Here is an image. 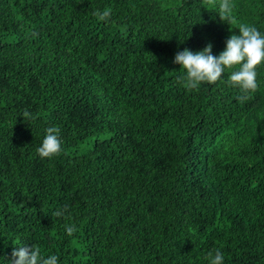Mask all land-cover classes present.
I'll return each mask as SVG.
<instances>
[{"label": "trees", "instance_id": "obj_1", "mask_svg": "<svg viewBox=\"0 0 264 264\" xmlns=\"http://www.w3.org/2000/svg\"><path fill=\"white\" fill-rule=\"evenodd\" d=\"M219 2L0 0V264L17 245L58 264H264V61L243 103L231 70L189 91L173 62L218 56L241 24L264 34V0H230L231 21ZM48 127L62 152L41 159Z\"/></svg>", "mask_w": 264, "mask_h": 264}, {"label": "clouds", "instance_id": "obj_2", "mask_svg": "<svg viewBox=\"0 0 264 264\" xmlns=\"http://www.w3.org/2000/svg\"><path fill=\"white\" fill-rule=\"evenodd\" d=\"M215 4V0H209ZM233 5L230 0H220L218 14L222 21H231ZM99 21H107L111 16V9L96 10L92 13ZM239 34H232L226 40V47L218 56L212 54V45H207L202 51L192 52L185 48L175 55L174 63L180 65L181 75L178 83L189 91L198 89L201 84H215L220 80L226 69L231 70L227 83L240 89L241 95L237 97L240 102L251 98L257 85L256 68L264 61V34L254 26L241 24ZM24 119L34 117L28 111L22 114ZM58 127H48L41 145L36 149L41 159L52 158L62 152V142L59 138ZM66 209H58L53 215L61 217ZM75 226L65 225V232L72 236L76 232ZM205 259L208 264H223L224 256L220 250L207 253ZM57 255L44 256L37 246L17 245L12 251L10 264H58Z\"/></svg>", "mask_w": 264, "mask_h": 264}]
</instances>
